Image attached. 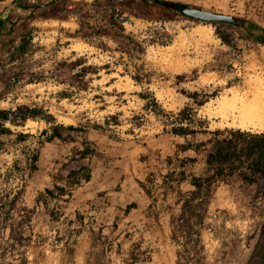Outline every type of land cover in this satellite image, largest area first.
Returning <instances> with one entry per match:
<instances>
[{
  "label": "rangeland",
  "instance_id": "1",
  "mask_svg": "<svg viewBox=\"0 0 264 264\" xmlns=\"http://www.w3.org/2000/svg\"><path fill=\"white\" fill-rule=\"evenodd\" d=\"M168 1L230 14L264 28V0ZM118 2L63 0L55 16L37 14L25 19L18 31L15 24L25 12L14 0H0V21L6 18L2 26L7 32L0 39V110L37 106L57 123L84 129L63 131L66 140L42 145L40 132L48 128L43 120L28 119L24 126L5 123L11 133H0V173L14 160L24 168L26 154L39 150L37 168L26 174L23 194L34 209V240L27 256L35 264H128L131 251L149 256L145 264H175L169 227V214L178 209L174 196L162 199L157 191L152 201L137 181L153 173L159 182L168 169L166 157L174 155L177 144L206 136L184 138L163 131V118L154 113L151 96L166 111L193 107L198 117L207 118L211 130L236 128L213 112L216 101L228 89L264 84V43L239 28L179 17L171 10L173 17L150 19L140 2ZM21 36L30 43L18 54ZM79 58L84 63L76 66ZM81 66L98 71L81 76ZM193 92L195 100L189 97ZM205 94L209 98L198 105ZM17 132L31 136L18 142ZM83 141L94 149L83 161L91 169L90 179L73 187L70 196L50 201L47 208L36 204L40 191L63 184L68 169L76 167L74 149H81ZM179 156H196L186 170L202 172V155L186 151ZM188 188L181 185L182 190ZM253 193L254 186L237 175L218 184L202 232L204 264H245L261 215ZM131 203L135 207L126 213ZM52 209L59 212L58 219L50 217ZM75 228H80L78 234Z\"/></svg>",
  "mask_w": 264,
  "mask_h": 264
},
{
  "label": "trees",
  "instance_id": "2",
  "mask_svg": "<svg viewBox=\"0 0 264 264\" xmlns=\"http://www.w3.org/2000/svg\"><path fill=\"white\" fill-rule=\"evenodd\" d=\"M62 1L50 0L41 3L14 0L17 7L25 12L24 16L18 17L15 29L18 31L22 29L24 20L37 14L43 17L55 16L56 11L62 8L59 6ZM133 1L140 2L143 9L148 12L146 15L150 19L173 17L174 14L169 11V8L174 5L177 7L183 5V3L168 0ZM122 22L123 18L119 19L121 29ZM2 23L1 20L0 39L3 40L7 32L4 31ZM248 25L264 35V28L251 21ZM112 34L122 38L126 37L123 32L113 31ZM221 39L227 44L230 43L226 36H221ZM255 40L263 43L259 38ZM29 43L30 38L21 36L15 53H25ZM83 63L81 58L74 61L76 66L83 65ZM105 67L102 66V68ZM97 71L98 68L81 66L80 75L85 76L88 72L96 73ZM196 96L197 92L189 94L193 100ZM208 98L209 96L205 94L204 99L198 105L203 104ZM151 103L156 107L153 109L154 113L163 118V131L184 138L196 135L206 136L204 139L186 140L182 144H177L174 155L166 157L168 169L164 174H160L159 182L156 181L153 173H149L143 181H137L139 187L152 201H156L157 191L162 199L168 194L174 196V203L178 209L176 213L169 214V227L170 240L176 246L175 264L205 263L207 256L202 232L207 226L208 207L218 184L226 182L234 175H237L244 184L254 186L252 200L261 207L255 242L245 264H264V131L227 127L211 130L207 118L198 117L193 107L185 106L178 112L166 111L158 104L154 96H151ZM28 119L43 120L48 124V128L40 132V136H43L39 141L40 145L54 139L66 140L63 131H84L78 126L57 123L54 116L41 107L22 104L14 109L0 110V133H11V130L4 126L5 123L24 126ZM105 122L109 124V119ZM114 124L118 123L114 122ZM28 136L31 134L17 132L16 140L22 142ZM82 144L81 149H74V154L78 155L76 160L78 163L76 167L68 169L62 178L64 183H53L51 187L44 188L35 197L36 204H42L47 208L50 201L70 196L73 187L90 179L91 169L83 161L94 152V149L89 147L87 141H83ZM186 151L202 155L203 169L200 174L189 173L186 170V166L195 163L197 159L196 156H179L180 152ZM38 157L39 150L35 148L26 154L24 168L19 165L18 160H14L5 172L0 173V264H35L27 256V247L34 240L31 226L34 209L24 202L23 194L26 174L30 175L36 170ZM183 183L189 186L187 190L181 189ZM133 207L135 203L127 205L125 212H129ZM49 215L54 219L59 218V212L54 209L50 210ZM78 222L82 225L80 216ZM73 231L78 234L80 228H75ZM57 238L59 239L60 236ZM73 243L74 241H71V244ZM68 244L69 242H66V247ZM68 250L72 254V247H68ZM149 260V256L131 251L128 264H145Z\"/></svg>",
  "mask_w": 264,
  "mask_h": 264
},
{
  "label": "bare ground",
  "instance_id": "3",
  "mask_svg": "<svg viewBox=\"0 0 264 264\" xmlns=\"http://www.w3.org/2000/svg\"><path fill=\"white\" fill-rule=\"evenodd\" d=\"M213 112L230 126L264 131V84L228 89L216 101Z\"/></svg>",
  "mask_w": 264,
  "mask_h": 264
},
{
  "label": "water",
  "instance_id": "4",
  "mask_svg": "<svg viewBox=\"0 0 264 264\" xmlns=\"http://www.w3.org/2000/svg\"><path fill=\"white\" fill-rule=\"evenodd\" d=\"M115 1L118 2L123 0H115ZM169 10L175 12L176 16L191 20L207 22V23L224 22L230 24L244 31L246 34L253 37L254 39L255 38L261 39L264 43V35H262V33L259 30L248 25V22H250L248 20L236 18L230 14L214 12L201 7L187 5V4H183L180 7L174 5L170 7ZM2 21L4 23L6 21V18L2 19Z\"/></svg>",
  "mask_w": 264,
  "mask_h": 264
}]
</instances>
